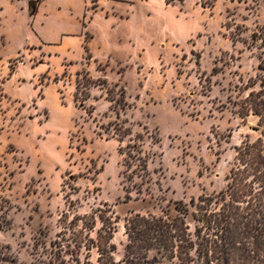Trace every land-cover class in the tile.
Returning a JSON list of instances; mask_svg holds the SVG:
<instances>
[{"label": "rangeland", "instance_id": "1", "mask_svg": "<svg viewBox=\"0 0 264 264\" xmlns=\"http://www.w3.org/2000/svg\"><path fill=\"white\" fill-rule=\"evenodd\" d=\"M40 1L0 0V247L34 264L78 218L96 219L95 239L102 214L122 262L131 220L177 208L194 234L193 201L226 192L263 138L245 102L264 76V0H44L34 20ZM78 77L95 84L77 100Z\"/></svg>", "mask_w": 264, "mask_h": 264}, {"label": "trees", "instance_id": "2", "mask_svg": "<svg viewBox=\"0 0 264 264\" xmlns=\"http://www.w3.org/2000/svg\"><path fill=\"white\" fill-rule=\"evenodd\" d=\"M164 1L167 5H175L186 0ZM200 1L203 7H207L215 0ZM253 40L260 42L264 49L263 31L254 34ZM85 50L89 52L87 46ZM259 67L264 72V64ZM91 83L87 77L83 80L78 77L77 100ZM109 93L112 91L109 90ZM111 100L115 105H122L119 100ZM245 103L260 118L263 138L238 151L237 164L229 177L226 192L218 197L204 196L198 202L193 201L197 210L194 234L186 223L187 209L177 208L180 215L176 218L137 216L127 226L129 242L125 260L117 262L113 256L116 247L112 243L116 228L114 220L99 214L101 228L95 239L87 230L95 229L96 219L93 216L78 218L77 221L83 223V229H79L76 223L74 228H70L72 237H61L51 243L50 250L42 243L46 252L40 254L34 264H94L90 256L84 260L81 258L84 248L87 251L97 249L99 257L95 264H155L149 258L151 251L170 261L177 259L179 264H264V76L260 81V90L250 93ZM10 209L9 202L2 199L0 231L11 224L8 216ZM4 249L0 247V264H18Z\"/></svg>", "mask_w": 264, "mask_h": 264}, {"label": "crops", "instance_id": "3", "mask_svg": "<svg viewBox=\"0 0 264 264\" xmlns=\"http://www.w3.org/2000/svg\"><path fill=\"white\" fill-rule=\"evenodd\" d=\"M38 1H39V0H38ZM42 1H44V0H42ZM42 1H40V2L37 3L38 8H37V10H36L35 13H33L32 11L30 12V8L27 7V10H28L29 16H30V17L32 16V18H34V20H35V17H36V16L38 15V13H39L40 6H41V4H42ZM28 2H29V1H28ZM64 38H65V36H64Z\"/></svg>", "mask_w": 264, "mask_h": 264}]
</instances>
